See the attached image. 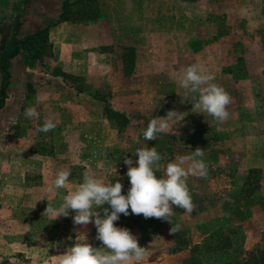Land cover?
Listing matches in <instances>:
<instances>
[{"label": "rangeland", "instance_id": "rangeland-1", "mask_svg": "<svg viewBox=\"0 0 264 264\" xmlns=\"http://www.w3.org/2000/svg\"><path fill=\"white\" fill-rule=\"evenodd\" d=\"M167 1L170 15L183 11L189 19L147 21L143 15L137 20L130 16L129 0H94L91 8L98 9L97 18L71 19L52 29L50 47L31 71L32 85L29 90L26 87L17 122L0 130V264H56V255L76 239L101 247L94 223L74 225L71 210L68 217L55 220L44 211L48 203L59 207L85 172L113 183L118 179L127 192L130 183L124 158L133 159L136 166L138 157L133 154L145 146L155 147L163 157L158 177L176 156L202 148L208 176H188L195 210L188 215L173 206L171 219L182 227L177 234H170V223L131 214L130 208L128 216L120 214L115 226L128 228L139 246L148 249L147 257L135 264H258L264 257V242L254 240H264L255 215L264 208L259 205L264 196L255 194L264 184V171H253L249 185L245 181L251 168H243L250 140L257 136L264 141V116L254 113L242 119L236 112L247 105H237L233 97L226 121L195 113V94L185 95L174 79L193 63L213 73L214 82L223 88L227 77L252 79L248 102L253 110H262L259 91L264 70L258 65L262 46L251 45L246 49L251 53L242 54L245 34H231L237 23L227 18L224 0L195 11ZM7 9L4 5L3 10ZM153 9L159 11L161 6ZM129 48L135 57L128 72L124 64ZM105 105L124 113L127 123L121 125L118 116L109 117ZM28 107L36 108L39 120L25 118ZM173 109L185 115L175 129L179 135L170 131L156 140H144L147 123ZM46 118L54 120L55 129L37 131ZM231 119L238 127L228 130L225 126ZM214 125L217 128L211 130ZM61 169L70 172L68 183L49 192ZM2 180L7 181L2 184ZM255 181L259 186L251 192ZM180 238L186 247L172 252Z\"/></svg>", "mask_w": 264, "mask_h": 264}, {"label": "clouds", "instance_id": "clouds-1", "mask_svg": "<svg viewBox=\"0 0 264 264\" xmlns=\"http://www.w3.org/2000/svg\"><path fill=\"white\" fill-rule=\"evenodd\" d=\"M174 79L185 90V95L195 94L192 96L193 112L211 116L218 122L229 118L231 96L214 82L215 75L206 72L199 63L182 68ZM24 116L26 119L40 118L34 107L26 108ZM184 117L182 112L173 109L165 116L152 118L143 130L144 140H156L159 134L170 131L179 135L175 129ZM55 127L54 120L46 118L37 131L47 133ZM204 155V150L199 147L190 154L178 155L164 165L163 175L158 177L156 173L160 170L163 157L157 149L148 146L136 149L133 154L138 157L136 166H133V159L124 158L130 183L126 195L122 194L123 185L118 179L113 183L85 172L82 182L63 197L59 207L54 208L48 203L44 213L50 214L55 220L61 216L68 217L71 210L75 213L72 217L74 225L86 227L94 223L96 239L102 246L95 248L87 239H76L63 254L56 255V264H135L144 260L148 249L139 246L138 238L128 228L117 227L114 222L119 220L120 214L128 216L130 208L131 214L170 223V234L180 232L181 224L173 223L171 219L175 215L173 206L188 215L195 210L187 178L189 175L207 178L208 165ZM69 176L68 170H59L48 191L65 188ZM105 204L109 207H104ZM101 208V211L96 210Z\"/></svg>", "mask_w": 264, "mask_h": 264}, {"label": "crops", "instance_id": "crops-1", "mask_svg": "<svg viewBox=\"0 0 264 264\" xmlns=\"http://www.w3.org/2000/svg\"><path fill=\"white\" fill-rule=\"evenodd\" d=\"M24 0H0V49L7 43L11 37L13 17L15 14L21 11V4ZM64 0H30L27 6L23 11V16L21 20V25L19 28L18 37H23L27 33L35 32L48 24H52L58 21L61 9L62 2ZM74 1V0H69ZM225 5L228 6L227 18H231V22L237 23V28L233 26L231 28V34L235 32H240V34L235 35H244L243 44L241 46L242 54L250 52L249 46L259 44L260 50L259 53V67L260 70H264V0H224ZM176 6L185 7L186 5L193 11L197 7L203 5L217 6L219 0H173L172 1ZM130 3V16L136 18L137 20H142V17L146 18L147 21H177L181 22L182 20H188L187 16L181 11L174 16L170 15L168 9L167 0H129ZM8 6L7 10H3V6ZM155 6H161L159 11H155L153 8ZM166 9V10H165ZM216 10V9H215ZM161 11V12H160ZM135 16V17H134ZM63 23V22H61ZM58 25V24H56ZM53 25L50 27L49 35L52 32V29L56 26ZM236 25V24H235ZM253 35V36H252ZM247 36V37H246ZM240 39V37H239ZM241 40V39H240ZM252 51H257L253 48H250ZM263 49V50H262ZM37 66L36 61L26 62L22 54L15 56L10 65V82L7 88V97L5 100V105L0 109V130L9 129L13 124L18 120L19 113L21 110V105L25 99L26 93V84L31 82V71ZM249 68V67H247ZM237 73L238 72V69ZM244 74V73H243ZM244 77V76H243ZM252 79L249 78H233L227 77L225 81V90L229 93L231 97L237 101V105L245 104L246 108L237 110L236 113H240L239 117L243 119L245 116H251L254 113H259L264 116V109H259L255 111L252 109V105L249 104L248 98H250V85ZM260 98L261 104L264 107V85L260 87ZM236 107L238 108V106ZM243 106V105H241ZM240 106V107H241ZM257 115V114H255ZM260 117V115H258ZM257 117V116H256ZM215 126V125H214ZM211 130H215L216 126ZM235 125V120L231 119L228 124L225 126L226 129L232 128ZM244 148V147H241ZM246 149V148H245ZM249 156L244 157V162L246 164L243 166L245 170L249 168H259L264 171V141H258V137H253V140H250L248 148L246 149ZM7 180H2V184ZM6 190V188H4ZM8 190V189H7ZM21 192H25L22 190ZM123 192V191H122ZM257 196H264V184L255 191ZM262 205L264 206V198L261 199ZM238 213V209L236 210ZM256 224L259 226V230L264 234V208L255 214ZM250 219V218H249ZM244 222V221H243ZM255 242L263 243L260 240V237ZM252 240H248L247 243ZM254 243H251L253 245ZM256 244V243H255ZM250 245V243H249ZM3 252V248L0 249V255ZM2 256V255H1Z\"/></svg>", "mask_w": 264, "mask_h": 264}, {"label": "trees", "instance_id": "trees-1", "mask_svg": "<svg viewBox=\"0 0 264 264\" xmlns=\"http://www.w3.org/2000/svg\"><path fill=\"white\" fill-rule=\"evenodd\" d=\"M29 1L30 0H24L21 4V11L14 15L11 37L7 41V43L4 44L0 49V109L3 108V106L5 105V100L7 97V88L9 86L10 76H11L10 65L12 59L15 56H17L18 54H22L27 63L31 61H41L42 58L47 53L48 48L50 47L49 30L51 26L56 25L63 21H68L77 18L95 19L99 15V11L96 7L93 9L91 8V5L94 2V0H74V1L64 0L62 2V9L58 21L52 24H48L35 32L27 33L23 37H18L23 11L27 6V4L29 3ZM73 6H77L75 10L73 9ZM76 12H78L77 13L78 16L75 17L73 14H75ZM134 57H135L134 49L129 48L127 53H125V64H124L125 69L128 72L133 69ZM64 76L66 78L71 77L70 75L67 74H65ZM31 85L32 84L30 82H27L26 84L27 90L31 88ZM105 110L107 111L106 114L109 117L118 116L120 118L121 125H125L127 123L128 117L124 113L118 112L107 105H105ZM253 171H259V169L251 168L248 170V175L246 177L245 183H249V185L252 182L250 175ZM258 186H259V181H255L253 187L249 190L252 192ZM122 194L126 195L127 192H122ZM247 197L248 194H245L243 195L242 198L245 199ZM186 245L187 243L184 240H181V238L176 239L172 252L179 251L182 248L186 247ZM261 255L264 256V253H262ZM257 263L264 264V257L260 259V261Z\"/></svg>", "mask_w": 264, "mask_h": 264}]
</instances>
